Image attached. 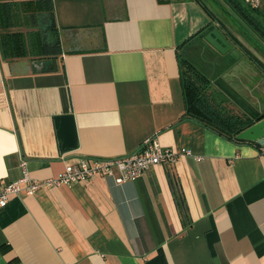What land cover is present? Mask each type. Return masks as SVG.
Returning a JSON list of instances; mask_svg holds the SVG:
<instances>
[{"label": "crops", "instance_id": "crops-1", "mask_svg": "<svg viewBox=\"0 0 264 264\" xmlns=\"http://www.w3.org/2000/svg\"><path fill=\"white\" fill-rule=\"evenodd\" d=\"M240 1L264 30V0ZM0 2L42 14L55 45L14 57L0 40V186L23 176V160L42 179L153 136L190 150L123 183L101 176L12 196L0 204V264H264L262 144L187 116L180 76L186 56L231 108L264 111V35L239 8L229 2L241 18L229 10L220 26L204 0ZM210 28L230 41L234 32L247 52L232 41L241 58L220 68L199 37Z\"/></svg>", "mask_w": 264, "mask_h": 264}, {"label": "trees", "instance_id": "trees-1", "mask_svg": "<svg viewBox=\"0 0 264 264\" xmlns=\"http://www.w3.org/2000/svg\"><path fill=\"white\" fill-rule=\"evenodd\" d=\"M214 1H216L219 7L225 11V7L221 1ZM226 1L239 8L243 15L251 21V24H253V26L260 30L261 34L264 35V30L254 18V12H252V9L246 10L248 8L242 4L240 0ZM27 3H30V1ZM21 7L22 5L20 6L13 2H0V40L2 51L6 56H25L30 49L28 48V41H26L27 36L25 37L26 32L21 30H10L13 26H20L21 23H25L24 18L26 22L28 19L37 22V16L35 15L36 13H34V10H31L30 12L24 9L22 10ZM30 9L32 8L30 7ZM211 14L214 19L216 14L212 10ZM216 17L219 19L216 20L219 25H226L223 22L224 19L220 16ZM210 30L211 28L202 31L199 36L200 39H203L204 35ZM235 40L239 45H242L238 38ZM54 46V42L51 45L45 40L41 47L44 52L48 53L49 48ZM59 46V41H57L56 47L58 48ZM243 49L247 52L246 48L243 47ZM252 58L254 59L253 56ZM180 76L186 104V114L193 120L201 122L229 138L238 140V134L240 132L264 118V111L255 117H252L240 110L231 108L229 105V99L221 92L218 86L215 85L213 78L186 56L182 57L180 60ZM218 96H222L221 99Z\"/></svg>", "mask_w": 264, "mask_h": 264}, {"label": "built area", "instance_id": "built-area-1", "mask_svg": "<svg viewBox=\"0 0 264 264\" xmlns=\"http://www.w3.org/2000/svg\"><path fill=\"white\" fill-rule=\"evenodd\" d=\"M256 2L257 0H253ZM190 150H175L165 147L157 136L144 140L140 148L121 156H81L75 161L66 163L62 172L49 178H33L26 169L23 160V176L0 186V204H5L12 196L33 194L42 187H54L73 182H85L101 176H111L118 183L134 180L145 170L155 164L175 163L182 154ZM260 152L264 154V144Z\"/></svg>", "mask_w": 264, "mask_h": 264}, {"label": "water", "instance_id": "water-1", "mask_svg": "<svg viewBox=\"0 0 264 264\" xmlns=\"http://www.w3.org/2000/svg\"><path fill=\"white\" fill-rule=\"evenodd\" d=\"M230 34L231 41L219 28H213L203 37V41L208 43L211 49L217 51L218 54L222 56L226 60L225 62L227 63L232 62V60L240 59L242 55L238 49L234 48L232 41L235 42L241 50L244 47L242 42V45H239L237 43L235 39L238 38L240 40V38L236 36L234 32H231ZM238 138L242 140L257 141L260 144H264V118L240 132L238 134Z\"/></svg>", "mask_w": 264, "mask_h": 264}, {"label": "rangeland", "instance_id": "rangeland-1", "mask_svg": "<svg viewBox=\"0 0 264 264\" xmlns=\"http://www.w3.org/2000/svg\"><path fill=\"white\" fill-rule=\"evenodd\" d=\"M207 5L212 9L214 10L217 15H219L222 19H226V18H229V10L235 15V17H240V14L237 13L229 4L228 1L226 0H217L218 2L221 1V3L223 4V6L225 7V9L228 11V12H224L217 4L216 1L214 0H204ZM21 9L23 10L24 7L22 6ZM37 17H43L42 14H38L36 13L35 14ZM28 19V18H27ZM238 19V18H237ZM239 20V19H238ZM32 21V20H31ZM29 19L28 21L26 22L25 18H24V24L25 26L28 28H30L31 30L33 31H27L25 30L24 32H26V35L25 37L27 36V39H31L32 41H35V45L33 48H30V53H34V54H40L42 51H44L41 47L42 43L47 40L51 45L52 43L54 42V34L52 31H50V29H47V27H45V22H44V17L42 18V21L43 23L40 22L39 25L35 26V25H32V22H31ZM244 23L241 22V26L243 25ZM31 25V26H30ZM253 30V29H251ZM254 31V30H253ZM30 37V38H28ZM241 39V37H240ZM51 40V41H50ZM243 40V39H241ZM40 43V44H39ZM29 48V47H28ZM198 65V64H197ZM199 66V65H198ZM220 99L222 96H218ZM229 99V97H227ZM253 102V101H252Z\"/></svg>", "mask_w": 264, "mask_h": 264}, {"label": "flooded vegetation", "instance_id": "flooded-vegetation-1", "mask_svg": "<svg viewBox=\"0 0 264 264\" xmlns=\"http://www.w3.org/2000/svg\"><path fill=\"white\" fill-rule=\"evenodd\" d=\"M200 40L202 42L206 43L205 41H203V39H200ZM206 46H207V49H209V51H207L206 54L211 58V62L218 63L220 68L221 67L223 68L225 66V61L226 60L222 56H220L217 51L211 49V47H210V45L208 43H206ZM221 73L224 74L225 70H223V72H221Z\"/></svg>", "mask_w": 264, "mask_h": 264}]
</instances>
